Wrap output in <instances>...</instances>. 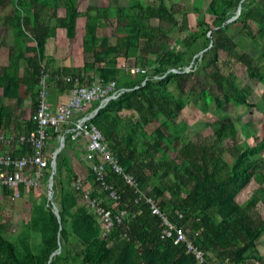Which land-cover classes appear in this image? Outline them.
Instances as JSON below:
<instances>
[{
    "label": "trees",
    "instance_id": "trees-1",
    "mask_svg": "<svg viewBox=\"0 0 264 264\" xmlns=\"http://www.w3.org/2000/svg\"><path fill=\"white\" fill-rule=\"evenodd\" d=\"M9 1L0 0V6ZM77 1L11 0L13 16L4 19L13 30L14 44L9 47L8 66L0 68V130L14 136L34 131L30 115L38 106L46 42L59 28L68 40L74 39L76 21L84 17V43L86 47L93 43L90 52L95 61L49 72L48 86L69 90L94 79L114 81L124 92L106 103L92 122L125 173L202 249L206 264H264L257 250L264 237V220L257 208L260 203L264 206V137L255 135L250 122L224 118L210 122L211 136L195 141L190 136L197 131L179 122L191 102L203 114L219 113L232 104L264 116V0H209L207 16L194 29L187 12L178 4L168 6V0H153L152 5L140 0L121 5L113 0L105 8L88 6L83 12ZM60 8L65 10L62 18L57 16ZM236 24L253 42L249 50H242L227 34ZM100 27L118 34L98 40ZM123 30L127 34L119 33ZM173 32L178 38L171 37ZM28 42L35 46L28 47ZM120 59L127 70L118 65ZM21 63L25 66L20 77ZM236 66H243L248 79L263 87L258 103L249 101L253 86H240L229 70ZM131 68L140 72L131 74ZM63 76L71 82L62 81ZM20 86L29 97L27 105L19 96ZM2 99H14L19 114L2 105ZM248 139L252 145L244 141ZM64 144L55 160L52 184L58 218L47 196L35 197L31 194L35 190L29 189L28 222L11 241L0 206V264H196L183 244L160 238V220L145 202L133 203L137 195L120 176L106 171V182L116 189L119 201L112 204L106 194H97L89 164L80 159L92 196L113 212L127 211L121 224L103 237L98 218L71 185L79 176L68 149L76 155L84 151L70 136ZM17 149L22 155L26 147ZM49 176L48 166L44 185ZM251 184L256 187L239 203V195ZM23 192L20 187L19 196ZM3 196L12 197L13 191L3 189Z\"/></svg>",
    "mask_w": 264,
    "mask_h": 264
},
{
    "label": "built area",
    "instance_id": "built-area-1",
    "mask_svg": "<svg viewBox=\"0 0 264 264\" xmlns=\"http://www.w3.org/2000/svg\"><path fill=\"white\" fill-rule=\"evenodd\" d=\"M121 67L127 70L125 63ZM129 71L131 74L140 72L139 68H131ZM48 75L49 73L42 67L39 77L38 106L30 115L35 125L34 131L26 136L0 134V148L8 149L7 152H0V188L12 190V198L20 197V187L27 191L40 190L48 166L51 174L54 151L59 145L64 147L65 138L70 136L72 140L83 143V159L89 164L95 183L98 185L97 194H106L108 202L112 204L119 201L120 196L116 189L106 182V171L109 170L120 176L124 184L137 195L133 203L145 202L149 206L151 215L160 220L162 224L160 238L170 239L175 245L183 244L196 264H206L202 249L196 246L191 237L161 210L156 199L147 196L139 189L132 175L125 173L104 141L101 132L92 122L94 116L106 103L115 100L124 91L118 90L114 81L104 82L94 79L88 85L76 84L69 89L67 101L52 108L48 99ZM62 81L69 83L71 78L64 77ZM94 104H97L95 108ZM50 138H54L58 145L48 154L46 143ZM14 146L26 147V149L22 155L12 156L9 149ZM84 180L85 178L82 177L76 178L71 184L72 188L81 192L85 208L98 218L104 237L116 224H121L127 211L113 212L112 208L104 207L100 198L92 196V190L85 185ZM44 188L48 193V181Z\"/></svg>",
    "mask_w": 264,
    "mask_h": 264
},
{
    "label": "rangeland",
    "instance_id": "rangeland-1",
    "mask_svg": "<svg viewBox=\"0 0 264 264\" xmlns=\"http://www.w3.org/2000/svg\"><path fill=\"white\" fill-rule=\"evenodd\" d=\"M118 4L125 5L128 1L127 0H117ZM142 4L145 5H152L155 4L153 0H140ZM209 0H168L166 1L168 6H171L172 4H178L180 6V10L187 12V19L188 24L191 29H194L197 23H199L203 17L207 16V5ZM77 7L79 11H84L88 6H99L100 8H105L107 5L112 4L113 0H78L77 1ZM179 10V12H181ZM1 14H7L12 15V8L11 6H8L4 10H0ZM176 18L178 20H181V14H176ZM84 20H80V27L82 28L84 25ZM153 25H157L156 21L152 22ZM79 29V31L81 30ZM83 30V29H82ZM119 33L127 34V31L123 30ZM130 34H133V32H129ZM113 34H118L115 29L111 30L105 27H100L97 31L98 40H100L102 37L108 36L110 37ZM227 34L230 36V38L238 44V46L246 51L249 50V47L253 43L250 38L241 30V26L236 24L233 27H231ZM172 38H178V35L173 32L170 34ZM210 39L211 36H209ZM112 41V39H110ZM58 41L61 43L68 44L69 49L66 50V52H63L61 54V60L64 61L67 60V63L70 64L72 67H69L70 69L75 68V66H79L77 68H81L84 64V62H93L95 61V57L92 56V53L90 52L92 50L93 43H91L89 40L90 46H85V37L83 32H79V35L73 39L68 40L65 37L64 32H61L58 35ZM99 41H97L98 43ZM92 44V45H91ZM72 63V64H71ZM126 63L124 60L120 59L118 61L119 66H123V64ZM42 65V63H41ZM46 66V64H45ZM229 70L236 75L238 84L240 86L245 85H252L254 89V93L252 96L249 97V101L252 103H258L260 100L261 93L263 91V87L261 85H257L252 83L247 76L246 70L243 66H236L235 68H229ZM49 73V71H47ZM215 89V88H214ZM229 118L231 120H238L240 119L242 122H250L253 127L252 129L255 130V135L259 138L264 137V116L256 111V109H249L245 106H234L232 104H227L223 107L222 111L217 112H208L207 114L201 113L196 106L191 102L186 106V108L182 111L181 116L179 117V122H184L188 124L189 126L193 127L195 131H197L198 134H191L190 138L194 139L195 141H204L205 138L212 135L211 128L209 126L210 122H213L217 119H224ZM148 131L152 130V126H149ZM249 145L253 144L252 139L244 140ZM58 145V142L56 141L55 147ZM83 145V143H82ZM81 147V146H80ZM64 148V147H63ZM69 156L72 158V161L80 160L82 157L80 154L76 155L71 149H68ZM226 158H229L228 155H225ZM264 158V154H263ZM75 164V163H74ZM74 169H76V175L79 177L85 178L86 177V170L83 166H80L78 163H76ZM45 185L42 184V187L40 190L33 191L31 193L35 197L46 195L47 192L45 190ZM256 187V185L251 184L249 187H247L238 197L239 203H244L250 196L251 191ZM0 206L3 210L4 219L8 222L10 225L8 232H7V238L11 241H14L17 234L20 231V226L22 224H27L28 218H29V209H30V193L27 190H24L23 195L20 197L12 198L8 197L5 198L3 194H0ZM258 211L261 214L262 219L264 220V206L260 203L257 206ZM257 250L259 251L260 255L264 258V237H262L258 243H257ZM252 264V263H251Z\"/></svg>",
    "mask_w": 264,
    "mask_h": 264
},
{
    "label": "crops",
    "instance_id": "crops-1",
    "mask_svg": "<svg viewBox=\"0 0 264 264\" xmlns=\"http://www.w3.org/2000/svg\"><path fill=\"white\" fill-rule=\"evenodd\" d=\"M8 6H11L12 12H13V4H12L11 0L9 2H7L4 6H2V7L0 6V10H4ZM95 7H97V6H95ZM64 15H65V10L63 8H60L58 10V12H57V16L59 18H62V17H64ZM11 16H13V13H12V15H7V14L3 15V14L0 13V19H1L0 20V68H4V67L8 66V51H9V47L13 46V44H14L13 30L10 28L9 24L4 19V18H9ZM80 20H84L85 21V18L84 17H80V18L77 19V21H76L75 38L79 35V32H83V34H84L85 22H84L83 27L81 28L80 27ZM50 21H51L50 25H53L54 24V20H50ZM80 28H81V30L79 31ZM61 32H64V34H65V31L63 29H61V28L57 29L56 33H55V36L50 38V39H48L47 42H46L45 52H44L43 57L41 58V63H42L41 66L46 71L51 72V71H56V70H59V69H62V68L70 69L69 67H72L70 64L67 63V60H65L64 63H63V61L60 58L61 54L63 52H66V50L69 49V47H70V46H68V44H66V42L65 43H61L60 41H58V35ZM27 45H28V47L35 46V44L32 43V42H28ZM45 64H46V66H45ZM24 66H25V64L21 63V66H20L19 71H18V74H19L20 77L22 76V70L24 69ZM77 67H79V66H75V68H77ZM64 77H68V76H63L62 78H64ZM24 91H25V87L20 86L19 96L22 97L23 99H25L26 105H27L28 104L27 100H28L29 97L24 95ZM2 95H3V90L0 89V97H2ZM48 96H49L48 99H49V103H50L51 107L55 108L58 105L63 104V103H65L67 101L68 96H69V90H57L54 87H49L48 88ZM2 105L10 106L13 111L15 110V114L16 115L19 114V112H20V109L16 105V101L14 99H10V100L2 99ZM24 107H25V105H24ZM1 133L2 134H7L5 130H0V134ZM7 135H10V134H7ZM51 139L52 138L48 139V141L46 143V151L48 152V154L53 151V149L55 148L54 145L56 144V140L54 139L53 142H50ZM78 144L83 149V145L80 142H78ZM7 151H8V149L0 148V152H2V153L3 152H7ZM9 152L10 153H15V155L19 154V150L17 149V146H14V147L10 148ZM83 154H84V152L81 154L82 157L80 159L82 161H85L83 159ZM76 163H78L80 166H82L81 163L78 160L74 161V159H73V161H72L73 167H75ZM74 170H75V172H77L76 169H74ZM1 193L3 194V189L2 188H0V194Z\"/></svg>",
    "mask_w": 264,
    "mask_h": 264
},
{
    "label": "water",
    "instance_id": "water-1",
    "mask_svg": "<svg viewBox=\"0 0 264 264\" xmlns=\"http://www.w3.org/2000/svg\"><path fill=\"white\" fill-rule=\"evenodd\" d=\"M237 14H239V8L237 9ZM236 18H237V16L233 20H235ZM196 56L197 55L194 56V58L192 60V64H193V61L196 58ZM62 148H63V146L59 145L57 147V149L54 151V161H52V170H51V174H50V176L48 178L47 201L51 204L52 210H53V212H54V214L56 215L57 218H58V210H57V207L52 203V201H53L52 184H53V177L55 175V159H56L57 155L60 153V151L62 150ZM58 251L56 253H59Z\"/></svg>",
    "mask_w": 264,
    "mask_h": 264
}]
</instances>
